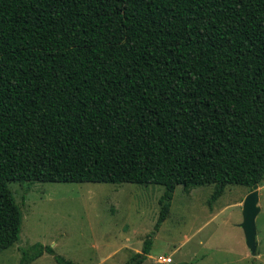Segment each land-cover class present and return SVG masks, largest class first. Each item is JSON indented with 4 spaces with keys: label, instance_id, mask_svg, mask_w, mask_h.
<instances>
[{
    "label": "trees",
    "instance_id": "16d2710c",
    "mask_svg": "<svg viewBox=\"0 0 264 264\" xmlns=\"http://www.w3.org/2000/svg\"><path fill=\"white\" fill-rule=\"evenodd\" d=\"M264 176V0H0V252L10 182L252 188ZM150 235L126 264H140ZM48 245L21 248L18 264Z\"/></svg>",
    "mask_w": 264,
    "mask_h": 264
},
{
    "label": "rangeland",
    "instance_id": "374dc122",
    "mask_svg": "<svg viewBox=\"0 0 264 264\" xmlns=\"http://www.w3.org/2000/svg\"><path fill=\"white\" fill-rule=\"evenodd\" d=\"M10 182L21 212L19 239L0 252V264H18L21 248L51 246L77 264H126L150 235L149 252L140 264H264V176L257 185L254 235L247 241L243 206L252 190L227 184L208 203L215 185L176 186L169 214L154 231L160 185L95 182ZM247 253V258H244ZM30 264H57L43 253Z\"/></svg>",
    "mask_w": 264,
    "mask_h": 264
},
{
    "label": "water",
    "instance_id": "95a60500",
    "mask_svg": "<svg viewBox=\"0 0 264 264\" xmlns=\"http://www.w3.org/2000/svg\"><path fill=\"white\" fill-rule=\"evenodd\" d=\"M257 184L252 185V190L247 194L243 206L242 227L245 232L247 241L251 240L254 235L253 219L258 210L256 203L258 200Z\"/></svg>",
    "mask_w": 264,
    "mask_h": 264
},
{
    "label": "built area",
    "instance_id": "2783aa9c",
    "mask_svg": "<svg viewBox=\"0 0 264 264\" xmlns=\"http://www.w3.org/2000/svg\"><path fill=\"white\" fill-rule=\"evenodd\" d=\"M158 262L170 264L172 262V259L170 256L159 257Z\"/></svg>",
    "mask_w": 264,
    "mask_h": 264
},
{
    "label": "crops",
    "instance_id": "0c3cea01",
    "mask_svg": "<svg viewBox=\"0 0 264 264\" xmlns=\"http://www.w3.org/2000/svg\"><path fill=\"white\" fill-rule=\"evenodd\" d=\"M248 254L247 253H244V258H247ZM172 263V262H171ZM170 263V264H171ZM161 264H165V263H161Z\"/></svg>",
    "mask_w": 264,
    "mask_h": 264
}]
</instances>
